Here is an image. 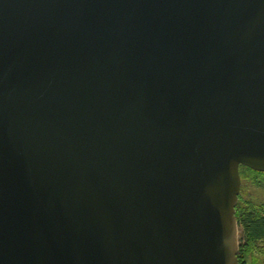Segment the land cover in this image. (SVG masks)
<instances>
[{"label":"water","instance_id":"95a60500","mask_svg":"<svg viewBox=\"0 0 264 264\" xmlns=\"http://www.w3.org/2000/svg\"><path fill=\"white\" fill-rule=\"evenodd\" d=\"M264 172V0H0V264H239Z\"/></svg>","mask_w":264,"mask_h":264},{"label":"trees","instance_id":"16d2710c","mask_svg":"<svg viewBox=\"0 0 264 264\" xmlns=\"http://www.w3.org/2000/svg\"><path fill=\"white\" fill-rule=\"evenodd\" d=\"M240 171L242 178L253 174L252 179L260 185L258 177L264 172L247 166H241ZM236 215L242 229L239 264H264L260 259V255L264 256V201L246 198L241 194Z\"/></svg>","mask_w":264,"mask_h":264},{"label":"rangeland","instance_id":"374dc122","mask_svg":"<svg viewBox=\"0 0 264 264\" xmlns=\"http://www.w3.org/2000/svg\"><path fill=\"white\" fill-rule=\"evenodd\" d=\"M242 176V175H241ZM253 178V174H249L247 177L242 178V194L246 198H254L257 201H264V175L258 177L260 185H257ZM239 241H242V229L239 228ZM262 263H264V256L260 255Z\"/></svg>","mask_w":264,"mask_h":264}]
</instances>
